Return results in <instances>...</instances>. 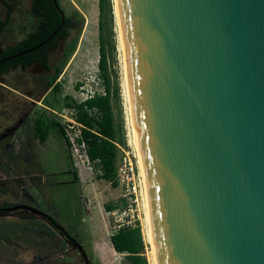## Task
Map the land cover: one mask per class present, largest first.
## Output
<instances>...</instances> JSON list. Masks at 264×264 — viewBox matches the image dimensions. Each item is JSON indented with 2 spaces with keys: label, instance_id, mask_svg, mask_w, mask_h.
I'll return each mask as SVG.
<instances>
[{
  "label": "water",
  "instance_id": "1",
  "mask_svg": "<svg viewBox=\"0 0 264 264\" xmlns=\"http://www.w3.org/2000/svg\"><path fill=\"white\" fill-rule=\"evenodd\" d=\"M117 5L156 264H264V0Z\"/></svg>",
  "mask_w": 264,
  "mask_h": 264
},
{
  "label": "rangeland",
  "instance_id": "2",
  "mask_svg": "<svg viewBox=\"0 0 264 264\" xmlns=\"http://www.w3.org/2000/svg\"><path fill=\"white\" fill-rule=\"evenodd\" d=\"M7 1L11 4L12 11L6 28L0 34V50L15 44L35 28L36 18L30 11L31 0ZM59 4L64 15L74 19L75 27L69 31L65 39L60 40L56 47L48 53L50 67L58 64L62 58L63 49L71 40L76 38L75 49L57 79L60 91L55 92L48 86V79L52 72L36 66H31L24 71L16 68L8 71L0 78V133L4 129H12L16 124V128H18L20 121L23 120L22 128L29 135L27 138L28 145L32 140L30 138L32 120L35 116L44 113L42 105L48 106L47 112L44 113L47 120L52 118L63 124L64 120L70 117L72 111L64 106L65 101L79 103L89 91H95L99 94L104 91L97 68L99 46L97 0H59ZM6 11V8L0 4L2 20L6 17ZM107 43L108 74L113 91V112L116 123L122 127L120 134L122 141L125 142V147L127 143L132 146L133 138L126 101L123 60L114 13L108 27ZM77 84L79 86L75 88ZM13 132L14 134H9L8 137L0 138V189H18L16 184L20 183L14 179V176L18 173L17 160L21 155L18 154L21 144L17 138L21 134V129ZM50 132L48 144L42 149V152L37 154L38 162L35 161L36 167H39L41 173L47 175L48 181L46 185H41L45 192L33 194L34 200L43 208H47L52 217L77 240L84 251L85 260L89 264H131L122 255L115 254L105 248L101 249V259L98 258L100 256L97 252L93 254V242L103 238L100 227L96 225L92 228L78 222L79 216L83 212L78 186L68 183L72 175L61 173L66 169L64 144L56 129ZM29 146L31 147V144ZM25 155L29 159L26 160L25 171L29 173L35 163L32 162L29 152H25ZM25 189L31 188L26 186ZM10 215L21 220L32 217L30 212L23 209H16L8 215H0L1 234L21 232L25 225L24 232L29 231V229L31 232L36 231L41 235L54 232L51 231V227L47 223L42 224L34 221L30 224H24L25 222L19 221V223L12 224L6 220V217ZM35 217L39 216L35 215ZM144 218L145 212L141 214L140 221L145 244L143 256L147 264H151L148 258L149 247L145 239ZM112 231L113 220L109 217V227L105 231V235H110ZM24 232L22 231V233ZM53 246V254H62L65 251L61 244L56 243ZM63 254L64 264H84L82 255L78 250L69 248ZM54 264H57L56 261Z\"/></svg>",
  "mask_w": 264,
  "mask_h": 264
},
{
  "label": "trees",
  "instance_id": "3",
  "mask_svg": "<svg viewBox=\"0 0 264 264\" xmlns=\"http://www.w3.org/2000/svg\"><path fill=\"white\" fill-rule=\"evenodd\" d=\"M55 2L60 8L59 0H55ZM0 4L7 10L4 20L0 14L1 34L8 24L12 6L7 0H0ZM97 10L99 42L97 68L104 91L102 94L95 93L81 103L67 100L64 106L73 110L74 121L81 126V138L86 147V155L94 169L100 171L98 178L109 181L112 186H116V161L119 152L117 145L125 147V142L121 139L122 127L115 120L112 103L113 91L108 74L107 33L109 23L113 18L112 0H97ZM30 11L36 18L35 28L15 44L0 50V78L10 70L19 68L24 71L31 66H36L52 72L48 79V86L55 92H59L60 86L57 79L75 49L76 38L71 40L63 49L61 60L52 67L49 66L48 53L56 47L60 40L65 39L69 31L75 27L74 19L64 15L63 21H61L52 0H31ZM16 55L19 56L14 57ZM10 57L14 58L7 60ZM78 86L79 84L75 88ZM45 107L48 108V106ZM46 110L44 108L42 111L45 113ZM44 113L35 116L33 119L34 138L38 143L43 144L53 129H56L59 135L64 138L62 124L53 119H45ZM66 144L69 147L67 141ZM16 206L7 203L0 204V215L11 214ZM31 215L30 218H35L36 215L44 219L55 234L64 239L70 249L78 250L81 254L84 253L77 240L50 215L41 211H38V214L31 213ZM109 241L114 252L122 255L131 264H147L143 256L145 244L139 225L113 232Z\"/></svg>",
  "mask_w": 264,
  "mask_h": 264
},
{
  "label": "crops",
  "instance_id": "4",
  "mask_svg": "<svg viewBox=\"0 0 264 264\" xmlns=\"http://www.w3.org/2000/svg\"><path fill=\"white\" fill-rule=\"evenodd\" d=\"M41 107L48 110V108L43 105ZM19 124L20 125L15 131L21 129V134L17 137L19 139V144H21L18 149V154L21 155H19L20 158L17 160L18 173L16 174L18 176H14V179L20 183L16 184L18 189H0V204L26 205L52 217L50 212H48V209L43 208L33 198V194L44 191L41 185H46L48 181L46 179L47 175L40 172L39 167H36L35 161L38 162L39 159L37 154L42 152V149L48 144L50 134L43 144L38 143L33 136L32 120V129L30 131V138H32V140L30 142V147V144L28 145L29 141H27V138L29 137L28 132H25L22 128L23 120H21ZM60 137L64 144V159L66 161V169L61 173L72 175L68 180V183L78 186L77 189L79 190L80 200L83 207V212L80 214L78 222L84 223L92 228L96 225L100 227V232L102 233L103 238L99 241L93 242L92 252L93 254L97 252L100 256L98 258L101 259L102 248L115 253L109 241V237L113 231L107 236L105 235V231L108 230L109 227L110 211L119 206L121 188L118 184L112 186L109 181L99 179L97 169L89 171L82 166L75 168L70 153L68 152L66 141L63 136L60 135ZM25 152H29L32 162L35 163L32 170H29V173L25 171L26 160H29L26 157ZM8 178L10 179V177ZM26 186H29L31 189H25ZM6 218L5 219L12 224L19 223V221L25 222L24 224H30L34 221L41 222L42 224L46 223L41 217H35L36 219L29 217L21 220L10 215ZM55 221L61 225L57 220ZM22 231L24 232L23 229ZM22 231L0 233V259H2L0 260V264H54V261H56L57 264L65 263L63 253L69 250V246L61 236L53 232L52 228L51 231L53 233H49L48 235H41L37 232H31L30 230L27 232L25 231L24 233H22ZM56 243L59 245L61 244V246L63 245L65 248V251H63L62 254H53V245Z\"/></svg>",
  "mask_w": 264,
  "mask_h": 264
},
{
  "label": "built area",
  "instance_id": "5",
  "mask_svg": "<svg viewBox=\"0 0 264 264\" xmlns=\"http://www.w3.org/2000/svg\"><path fill=\"white\" fill-rule=\"evenodd\" d=\"M95 93L98 92L89 91L79 103L92 97ZM73 114L72 110L70 117L66 118L62 124L64 138L69 144L70 157L75 168L82 166L92 171L94 167L86 155V147L81 138V126L74 121ZM117 147L119 152L116 161V182L121 188V194L119 206L109 213L113 220V232L136 225L140 226L146 198L145 184L136 148L130 143H127V148L119 145ZM97 171L100 174L98 169Z\"/></svg>",
  "mask_w": 264,
  "mask_h": 264
},
{
  "label": "bare ground",
  "instance_id": "6",
  "mask_svg": "<svg viewBox=\"0 0 264 264\" xmlns=\"http://www.w3.org/2000/svg\"><path fill=\"white\" fill-rule=\"evenodd\" d=\"M113 13H114V18H115L116 25L118 28L119 44H120V49H121V53H122L124 79H125V90H126V101H127V105H128V113H129V120H130V126H131V131H132L133 145L136 148V150H138V144H137V139H136V134H135V129H134V123H133V116H132L131 107H130V100H129L126 61H125V55H124V44H123V36H122V31H121V22H120V15H119V9H118V5H117V0H113ZM138 159H139V167H140L139 153H138ZM140 169H141V167H140ZM141 174H142V171H141ZM144 202H145V204H144V212H145V218H144L145 229H144V231H145V239H146L147 245L149 247V250H148V254H149L148 256L149 257L148 258L150 259L151 264H156L155 254H154V249H153V244H152L151 226H150L149 212H148V205H147V199L146 198H145Z\"/></svg>",
  "mask_w": 264,
  "mask_h": 264
},
{
  "label": "flooded vegetation",
  "instance_id": "7",
  "mask_svg": "<svg viewBox=\"0 0 264 264\" xmlns=\"http://www.w3.org/2000/svg\"><path fill=\"white\" fill-rule=\"evenodd\" d=\"M16 126H17V124L14 126V127H12V129H4V131H2L1 133H0V138H2V137H8V135L9 134H13L12 132L16 129ZM82 255V254H81ZM82 258H83V260H84V264H89L86 260H85V257H83L82 256Z\"/></svg>",
  "mask_w": 264,
  "mask_h": 264
}]
</instances>
